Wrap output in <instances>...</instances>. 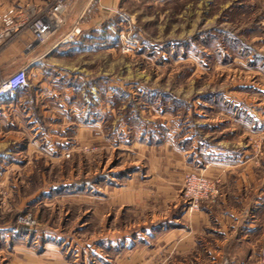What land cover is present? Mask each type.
I'll return each instance as SVG.
<instances>
[{"label":"rangeland","instance_id":"1","mask_svg":"<svg viewBox=\"0 0 264 264\" xmlns=\"http://www.w3.org/2000/svg\"><path fill=\"white\" fill-rule=\"evenodd\" d=\"M52 1L29 0L27 10ZM106 4L89 19L96 31L71 38L76 54L63 63L73 71L60 68L64 109L48 108V140L14 163L13 194L0 183L13 203L0 223L16 219L43 264H102L98 255L111 258L126 237L189 229L201 210L208 223L177 264H264V0ZM15 69L3 62L0 79ZM86 98L92 108L69 112V99Z\"/></svg>","mask_w":264,"mask_h":264},{"label":"crops","instance_id":"2","mask_svg":"<svg viewBox=\"0 0 264 264\" xmlns=\"http://www.w3.org/2000/svg\"><path fill=\"white\" fill-rule=\"evenodd\" d=\"M27 1L29 0H3L2 2L5 3L4 6L6 7L18 5L27 9ZM34 1L43 3L46 0ZM106 1L100 0L97 9L100 14L105 12L100 7L104 8L107 5ZM6 2L9 4H6ZM85 3L86 0H75L64 13L62 25L58 31L47 35L44 41L35 42L31 33L26 31L19 38L7 44L0 52V65L3 62L9 61V65L16 69L25 67L28 75L27 85L21 86L4 96H0V162H12V164L5 166V169L0 172V183H3L5 188H9L10 194H13L15 190V183L12 181L13 177L20 175V171H17L18 169L14 170V168L19 167L14 163H25L27 160H30L32 147L43 146L45 141L48 140L47 125L44 121V118L47 117L46 114H48V108L56 110L59 106L61 110L64 109L63 92L56 91L63 72L60 68L67 69L68 72L73 71V66L63 63V60L65 57L71 59V55L76 54L72 49L74 46H78L79 41L77 38L75 41L72 39L70 41L68 37H64V40L60 39L56 33H59L61 30L59 35H64L65 33L68 35L74 27L78 26L82 29V34L87 37L89 29L96 31V28H98H91L96 19L90 22L89 20L78 21L80 10L84 8ZM81 6L82 8L79 9ZM6 7L0 8V11ZM85 30L88 31L86 32ZM28 43H32V47L27 48ZM35 69H37L38 73H35V76L30 79V73ZM69 89L72 92L74 87L70 84L66 90L68 91ZM85 100L87 103L82 105L73 103L69 99V112L73 115L75 113H83L84 111L87 112L88 107L92 108L93 105L92 101L87 98ZM86 107L87 109H85ZM36 113L38 116H36ZM87 118L89 119L90 117ZM89 123L87 127H92L93 130L101 126V121L97 119H94L92 122L89 121ZM6 146H12V148L7 149ZM23 166L24 164L21 165V167ZM222 174L224 173H221L220 176H223ZM242 174L246 176L244 172ZM247 175H249V172ZM244 189H246V186L243 187ZM0 193H2L0 195V216H4L11 211L13 203L12 200L6 198V195H4L5 191ZM261 193L264 194V190H261ZM122 194L123 192L119 196L121 197ZM238 198L240 201L243 200L242 196ZM30 201V197L27 199L22 197L19 206L24 209L30 205ZM252 204L258 203L252 202ZM252 204L246 209H249L248 218H250V223L248 222V224L254 225L253 209L261 208V204H258L259 207ZM242 205L245 204L242 203ZM263 206L264 204L262 203ZM234 209L236 210L237 208L229 206L228 210L232 214V219L238 222L240 217L233 212ZM208 219L209 215L207 213L196 210L189 229L184 227H169L166 232L156 235L141 232L133 237H126L122 243L123 246L119 247L120 249L112 256L113 258H107L105 253L98 256L101 257L102 264H177V258L189 259L190 253H192L195 247L193 236L200 231L201 225L206 226ZM24 232V229H22V233L20 232L16 219L4 220L0 223V264H43L42 260L45 254L37 255L35 252H32L26 242L27 237ZM53 252L52 256L56 260L58 259V261L61 260V257L55 251ZM194 254H197L195 257L199 259V253ZM83 256H85L84 262H86V258L88 257L86 255ZM58 263L61 264L62 262L59 261Z\"/></svg>","mask_w":264,"mask_h":264},{"label":"built area","instance_id":"3","mask_svg":"<svg viewBox=\"0 0 264 264\" xmlns=\"http://www.w3.org/2000/svg\"><path fill=\"white\" fill-rule=\"evenodd\" d=\"M75 0H53L49 7L41 13L29 12L25 7L14 5L0 11V49L6 43L19 38L22 33L29 31L35 42L44 41L48 34L58 30L62 24L64 13ZM100 0H88L80 14L78 21H87L98 8ZM79 31L76 26L68 34L72 38ZM32 43L27 44V48ZM28 75L25 67H20L0 79V96H4L25 86Z\"/></svg>","mask_w":264,"mask_h":264}]
</instances>
